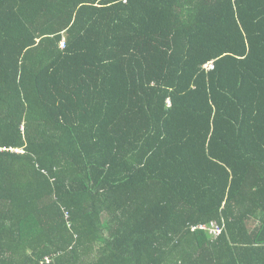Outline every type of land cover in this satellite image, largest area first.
Instances as JSON below:
<instances>
[{
    "label": "trees",
    "instance_id": "trees-1",
    "mask_svg": "<svg viewBox=\"0 0 264 264\" xmlns=\"http://www.w3.org/2000/svg\"><path fill=\"white\" fill-rule=\"evenodd\" d=\"M0 264H264V0H0Z\"/></svg>",
    "mask_w": 264,
    "mask_h": 264
},
{
    "label": "built area",
    "instance_id": "built-area-1",
    "mask_svg": "<svg viewBox=\"0 0 264 264\" xmlns=\"http://www.w3.org/2000/svg\"><path fill=\"white\" fill-rule=\"evenodd\" d=\"M214 69H215V67H214L213 62H211V64H208L207 66H205V70L208 72H212V71H214ZM66 217L67 218L69 217V214L67 212H66ZM210 226L211 227L206 226V225H200V228H202L206 231H209L214 236L220 235L221 229H219L218 226H216V225H210Z\"/></svg>",
    "mask_w": 264,
    "mask_h": 264
},
{
    "label": "clouds",
    "instance_id": "clouds-1",
    "mask_svg": "<svg viewBox=\"0 0 264 264\" xmlns=\"http://www.w3.org/2000/svg\"><path fill=\"white\" fill-rule=\"evenodd\" d=\"M210 64H211V62H210ZM213 64H214V62H213ZM207 66V65H206ZM215 67V66H214ZM204 69H205V67H204Z\"/></svg>",
    "mask_w": 264,
    "mask_h": 264
}]
</instances>
